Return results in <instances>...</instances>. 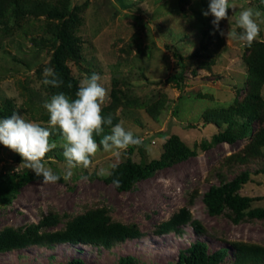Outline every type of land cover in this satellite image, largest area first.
<instances>
[{"label":"rangeland","instance_id":"obj_1","mask_svg":"<svg viewBox=\"0 0 264 264\" xmlns=\"http://www.w3.org/2000/svg\"><path fill=\"white\" fill-rule=\"evenodd\" d=\"M32 1L59 7L65 3L17 0L14 6L7 4L0 21V118L17 111L27 120L46 124L45 100L61 91L75 98L80 80L98 73L110 96L104 115L112 114L113 125L123 122L126 129L143 139L144 144L131 154L133 160L158 158L172 134L196 154L157 170L123 191L95 173L100 166L120 162L127 149L118 159L101 151L91 168L75 170L70 181H31L14 196L0 181V232L11 230L30 234L32 239L47 238L63 233L76 217L96 210L105 211L111 221L137 232L109 246L57 241L0 248V264H63L72 257L95 264H119L124 255L134 256L138 264H175L178 252L196 240L204 241L209 252L226 249L219 264H236V246L264 248V218L245 213L235 220L226 206L220 213L211 214L204 201L212 184H224L247 170L249 180L238 190L253 199L245 212L264 208V147L259 153L250 150L254 134L264 127V113L234 142H213V135L228 127L226 121L234 110L255 108L252 95L258 94L264 101L260 95L264 81L253 82L257 80L248 69L245 46L227 41L214 29V17L202 14L209 0H69L74 19L70 30L77 54L67 60L76 90L67 91L41 83L43 69L51 67L49 61L58 44L55 31L62 19L33 7L32 11L25 10ZM259 1L231 0L237 10L251 7L264 12ZM228 14L232 16L233 10ZM229 28L228 20L221 21V30L227 32ZM261 29L258 41L264 40V25ZM174 52L181 55L185 65L182 89L166 80L180 70ZM232 129L237 134L244 131L240 124ZM109 132L105 126V133ZM52 133V139L59 141V129H52ZM56 152L62 149L49 152L44 162L59 172L65 161ZM22 163L19 154L0 144V175L29 169L20 167ZM180 213L188 216L179 225L180 232L163 230L162 226ZM46 218L55 222L42 223ZM192 220L198 222L199 230L192 227Z\"/></svg>","mask_w":264,"mask_h":264},{"label":"trees","instance_id":"obj_2","mask_svg":"<svg viewBox=\"0 0 264 264\" xmlns=\"http://www.w3.org/2000/svg\"><path fill=\"white\" fill-rule=\"evenodd\" d=\"M17 0H0V21L6 14L7 4L15 5ZM32 7L38 12L45 13L52 18L62 19V24L56 28L55 35L58 40L57 46L53 49L49 65L63 80V84L55 90H76V79L71 75L67 66V60L72 59L77 54L74 36L71 34L70 27L72 26L73 16L69 8V0H65L63 5L56 6L47 2L30 3V7L25 10L32 11ZM259 7L264 11V0L259 1ZM15 7H13L14 10ZM19 11V10H18ZM19 12H23L20 10ZM24 13V12H23ZM248 52L246 61L248 69L253 76L255 83L264 81V42L256 41L251 47H246ZM178 58L180 70L172 73L167 77V82L172 83L178 89L183 88L184 84V69L185 65L182 62L181 55L174 52ZM71 85V87H68ZM256 100L255 108L246 111L234 110L235 113L226 122L228 127L220 130L213 135V142H228L232 143L237 138L242 137L251 127V122L264 113V101L258 94L252 95ZM241 125L244 128L242 133H235L233 125ZM98 139V137H97ZM253 142L250 145V150L254 153H259V148L264 147V127H261L254 134ZM202 147H207V144L202 143ZM135 147L130 146L126 151V156L117 163V168L113 177H104V181L111 183L116 190L123 191L130 189L135 183L152 176L157 170L162 169L175 161H180L196 154L194 149H190L177 135L172 134L163 144V151L158 158H153L148 161H135L131 154ZM56 156L63 157L62 152H56ZM114 179L119 180V184L113 183ZM39 180L31 169H23L20 171L8 172L0 175V181L8 188L12 196L16 195L20 188L25 184ZM249 180V172L244 170L235 176L231 181L221 185L212 184L205 192L204 201L209 213L218 214L224 206L228 207L232 212L234 219L242 217L245 213L251 217L264 218V208H252L245 212L250 207L253 200L252 197L243 196L238 193L239 188ZM188 219L185 214L173 215L163 227V230H173L180 232L179 225ZM54 219L46 218L42 221L44 224L54 223ZM192 227L199 230L197 221H191ZM137 232L128 226L111 221L109 215L103 210L85 213L70 221L66 230L56 232L47 238L32 239L30 234H19L18 232L5 230L0 232V248H20L31 244L32 242L44 245H51L57 241L68 242H86L94 245L109 246L114 242L123 240L128 236H134ZM33 244V243H32ZM226 255V249H217L213 252L208 251V245L204 241L196 240L189 246L181 249L178 252L175 264H219ZM236 264H264V248L259 245H239L236 246ZM119 264H138L136 258L132 255L121 256L118 260ZM63 264H95L89 263L79 257H72Z\"/></svg>","mask_w":264,"mask_h":264},{"label":"clouds","instance_id":"obj_3","mask_svg":"<svg viewBox=\"0 0 264 264\" xmlns=\"http://www.w3.org/2000/svg\"><path fill=\"white\" fill-rule=\"evenodd\" d=\"M229 9L233 10L232 16L228 14ZM202 14L214 17V29L227 41L234 40L241 46L251 47L260 40L261 25H264V12L260 10L251 7L237 10L231 0H209L208 9L202 10ZM223 20L229 21L227 32L220 29ZM43 77V85L59 88L63 84L52 67L43 69ZM260 95L264 98V88ZM109 99V90L102 83L100 74L92 73L80 80L75 98L61 91L45 100L42 106L49 116L46 124L27 120L17 111L0 118V144L19 154L23 160L20 167L31 169L40 183H56L61 178L70 181L75 170L91 168L99 152L111 153L118 159L130 146L144 144L143 139L126 129L123 122L113 125L112 114L104 115V106ZM105 126L110 128L107 134ZM52 129H59V141L52 139ZM97 137H100L99 141ZM57 148L62 149L65 161L59 172L44 162L47 154ZM116 168L117 163L111 162L97 168L95 174L113 177ZM81 179L87 177L81 176ZM113 183L119 184V180L114 179Z\"/></svg>","mask_w":264,"mask_h":264}]
</instances>
